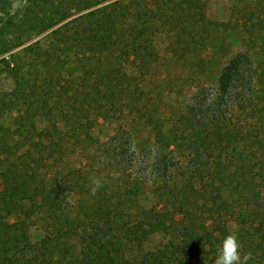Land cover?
Returning a JSON list of instances; mask_svg holds the SVG:
<instances>
[{
    "label": "trees",
    "instance_id": "1",
    "mask_svg": "<svg viewBox=\"0 0 264 264\" xmlns=\"http://www.w3.org/2000/svg\"><path fill=\"white\" fill-rule=\"evenodd\" d=\"M206 1L24 0L10 13L13 0H0V56L9 57L0 60L14 73L13 87L0 90V114L10 116L0 125V264H49L57 250L66 258L67 228L77 234L88 264H192L217 251L231 219L264 231V32L258 43L255 33L250 36L223 65L213 92L194 93L188 109L200 117L199 130L159 132L181 161L162 184L164 203L146 206L143 184L117 161L113 191L119 199L98 193L73 216L63 206L84 190L81 166L60 165L71 140L90 139L93 121L77 116L79 105L106 120L135 110L143 94L137 86L157 66L158 35L176 59L196 67L206 62L201 53L218 24L196 20ZM258 22L260 34L264 18ZM257 46L261 60L250 49ZM70 60L79 71L65 76L60 69ZM24 95L31 102L12 115L10 107ZM39 121L53 128L44 130ZM24 136L43 139L44 148L19 153ZM61 177L68 178L66 186ZM40 212L45 232L32 241L29 227ZM14 215L20 218L9 221ZM158 235L168 238L143 248Z\"/></svg>",
    "mask_w": 264,
    "mask_h": 264
},
{
    "label": "rangeland",
    "instance_id": "2",
    "mask_svg": "<svg viewBox=\"0 0 264 264\" xmlns=\"http://www.w3.org/2000/svg\"><path fill=\"white\" fill-rule=\"evenodd\" d=\"M108 1L112 0H105ZM23 4L24 0H13L10 13H17ZM261 17L264 18V0H207L206 5L197 11L196 20L217 21L218 24L210 29L209 41L201 53V58L206 62H201L199 67H196L190 61L176 59L164 50L166 37L158 35L154 40L155 50L152 52L153 55H157V66L139 82L137 91L143 94L135 110L125 113L118 120H106L92 114L86 105H79L77 116L82 120L89 118L93 121L88 129L90 139L82 137L71 140L69 154L65 155L60 164L68 168L81 166L82 169L80 172V177L84 179L82 194H71L66 199L68 205L63 203L72 216L75 212L81 211L80 204L84 199L90 202L100 194L102 197H111L114 201L119 199L117 193L113 191L116 184L114 178L117 176V161L126 163L132 177L143 184L140 200L146 206L156 204L160 206L164 203L162 184L175 174L181 161L177 158L178 150L167 148V139L162 138L161 135L170 128L185 129L189 128V125L197 130L201 128L200 117L193 115L188 109L193 103L194 93L202 88H206V92H213L218 85L219 72L230 57L244 49L246 43L250 44L247 39L254 33L257 35L255 38L258 39H256L258 43L264 32L260 34L256 32ZM39 37L41 36L34 37L29 42ZM250 49L255 58L262 59L263 54L258 46ZM3 56L9 58L6 54L1 55L0 58ZM60 70L63 75L72 76L78 73L79 68L75 60H70ZM13 85L14 73L5 62L0 60V90H9ZM31 100L30 95L22 96L10 107L11 114L22 112ZM9 120L10 116L7 114L4 117L0 114V125L8 123ZM39 127L48 131L53 128V124L39 121ZM22 141L19 153L43 149L45 146V141L36 137L24 136ZM63 179L61 177L60 181L66 186L68 178L64 182ZM92 179H98L102 184L95 196L91 194ZM2 188L4 181L0 174V189ZM63 193L65 195L66 191L64 190ZM19 218V215H14L8 217V220L14 221ZM180 218L181 215H175L174 230L179 226ZM45 219L46 215L42 212L33 216L34 222L29 227L32 241H37L44 234ZM69 229L67 228L66 231H68L70 252L65 254V258L59 250L55 251L54 258L49 264H88L80 253L81 246L77 234L70 232ZM228 229L230 232H235L238 237L241 256L244 253H251V259L247 264H264V231L257 233L253 227L239 224L236 219L228 221ZM60 235L61 241L63 236ZM167 238V235L150 237L143 248L155 247L165 242ZM216 252L210 253L207 258L194 257L192 264H213ZM132 262L133 260L126 261L125 264H136Z\"/></svg>",
    "mask_w": 264,
    "mask_h": 264
},
{
    "label": "clouds",
    "instance_id": "3",
    "mask_svg": "<svg viewBox=\"0 0 264 264\" xmlns=\"http://www.w3.org/2000/svg\"><path fill=\"white\" fill-rule=\"evenodd\" d=\"M102 187L98 179L91 181V194L95 193ZM241 245L235 232H230L221 240L214 257L213 264H247L251 259V253H244L241 256Z\"/></svg>",
    "mask_w": 264,
    "mask_h": 264
}]
</instances>
